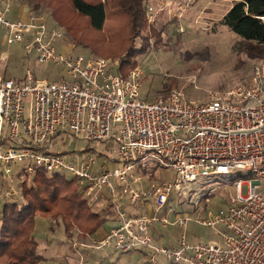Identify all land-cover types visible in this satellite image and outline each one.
Instances as JSON below:
<instances>
[{"label": "built area", "instance_id": "obj_1", "mask_svg": "<svg viewBox=\"0 0 264 264\" xmlns=\"http://www.w3.org/2000/svg\"><path fill=\"white\" fill-rule=\"evenodd\" d=\"M189 5L179 4L180 12ZM5 11L0 5V41L32 53L38 64L54 65L59 75L38 78L27 67L22 78L6 77L7 52L0 51L4 199L16 198L20 176L31 181L39 170L47 178H76L92 211L101 217L111 212L113 221L100 238L86 234L88 242L73 233L68 242L77 264H86L81 249L137 250L142 264H264V60L252 64L246 83L210 91L206 101L175 89L146 100L140 97L139 66L122 74L117 60L75 53L48 16L31 12L10 19ZM160 11L146 4L148 24ZM66 135L104 144V152L93 146L56 150ZM149 162L170 170L171 179L144 183L135 172L146 171ZM228 181L225 205L207 207L216 184ZM120 196L151 211L131 212ZM102 197L100 209L95 204ZM184 203L188 207L175 205ZM189 222L216 239L187 233ZM152 224L181 231L174 243L162 244Z\"/></svg>", "mask_w": 264, "mask_h": 264}, {"label": "rangeland", "instance_id": "obj_2", "mask_svg": "<svg viewBox=\"0 0 264 264\" xmlns=\"http://www.w3.org/2000/svg\"><path fill=\"white\" fill-rule=\"evenodd\" d=\"M9 1H14L19 6L31 5L30 0ZM234 2V0H192V4L178 19L170 15L166 20V16H162V11H160L159 16L161 17L159 19L156 17L153 22L154 34L146 28L141 31L140 37L136 39L135 44L137 46L140 39L146 36L148 49L139 54L136 57L135 65L129 68L139 66L142 71L141 98L153 100L158 97H166L170 90L175 89L186 98L206 101L210 98V91L225 90L247 82L251 74L252 64L264 60V43L240 38L219 23V19ZM50 13V8L41 5L33 14H43L52 21ZM179 27L182 28L181 31L178 29ZM156 30L160 31V36L155 42ZM65 40L70 47L71 44L74 46L73 51L75 53L87 57L99 56L119 61L117 57L97 55L90 48L76 44L66 33ZM0 51L7 52V63L4 70L6 77L22 78L25 69L30 67L35 77L48 78L49 80L58 78L59 70L54 65L36 63L32 53H23L17 45L6 46L0 41ZM92 146L96 149L105 147L99 142L90 143L66 135L59 144H56L55 149L71 151L83 148V152H85L86 148L89 149ZM107 165L111 167L109 166L110 163ZM135 173H139L146 183L169 180L172 176L170 170L153 162L146 163V171L137 168ZM28 182L31 183L32 180ZM231 186V181L216 184V189L211 193L207 207L214 210L224 206ZM242 191H245V186H243ZM175 205L188 207L186 203ZM90 210H92L91 207ZM105 226L107 227V224ZM156 229L161 230L163 234L168 232L169 235H177L181 231L177 226L161 228L157 225ZM186 231L187 233H195L200 237H206L207 234H210L215 238L210 230L192 222L187 224ZM74 232H72V236L67 237L61 222L55 224L50 217H36L34 233L38 241V252L48 258L46 264H76V258L68 254L69 243L67 241L73 237ZM76 234V239L89 241L86 234L79 231ZM51 242L59 245L61 249L59 255L62 256L60 260L52 254L49 245H45V243ZM136 257V250L119 253L107 249L101 250L98 255L93 252L86 254V264H96L97 259L101 260V264H139L141 260H137ZM158 261L161 264H167L160 259Z\"/></svg>", "mask_w": 264, "mask_h": 264}, {"label": "trees", "instance_id": "obj_3", "mask_svg": "<svg viewBox=\"0 0 264 264\" xmlns=\"http://www.w3.org/2000/svg\"><path fill=\"white\" fill-rule=\"evenodd\" d=\"M234 1L219 23L240 38L264 43V0ZM146 2L30 0L28 7L31 12L41 5L50 8L52 22L76 44L90 48L97 55L119 58L116 71L125 74L135 65L136 57L148 49L146 36L135 44L141 31L146 28L153 34L155 31L153 23L147 22ZM159 32H155V42ZM6 186L0 175V264H46L48 258L38 252L34 235L37 216L50 217L55 224L61 222L67 237L74 231L90 235L104 221L90 210L77 179L67 174L47 178L39 170L31 183L22 175L14 182L18 195L9 200L4 199ZM71 250L68 249L70 255Z\"/></svg>", "mask_w": 264, "mask_h": 264}, {"label": "crops", "instance_id": "obj_4", "mask_svg": "<svg viewBox=\"0 0 264 264\" xmlns=\"http://www.w3.org/2000/svg\"><path fill=\"white\" fill-rule=\"evenodd\" d=\"M185 2H188L190 3V5L192 4V0H147L146 4L147 5H151L153 6L154 9L158 10L159 8H161L162 12H161V15L163 16H166V20L168 17H170V15H172L173 17H176V15L178 13H181V16L179 18H181L183 16V14L185 13V11L187 10V7L189 6H186L183 10H179V4H184ZM0 5L4 8H6V11H5V14L7 15L8 18L10 19H26L28 17V15L31 13V11L29 10V5H22V6H19V5H16L14 3V1H9V0H0ZM181 9V8H180ZM226 12V11H225ZM160 13L158 14L157 18L159 19L161 16H159ZM178 19V17H176ZM104 146V144H102ZM104 148L105 147H100L98 148V150L100 151V155L103 154L104 152ZM103 159V158H102ZM110 163L111 165L109 166H112L114 165L113 163L111 162H107V164ZM106 164V165H107ZM108 166V165H107ZM145 183V182H144ZM104 198H99L97 201H96V206L97 208H102V204L105 202V200H103ZM119 200L122 201L124 204H126L130 211L131 212H134V213H143V212H150L151 209L144 203L142 202H138L134 207L133 205H129L127 200H125V198L123 196H120L119 197ZM148 208H147V207ZM104 217H102L104 219L102 225H100L94 233L90 234L93 238H100L102 237L106 231L108 230V228L112 225L113 221H112V213L111 212H108L106 211L104 213ZM107 224V227L105 226ZM158 224H152L151 225V229L152 231L154 232V234L156 235V237L158 238L159 242L162 243V244H171V243H174L175 241V237H176V234H173V235H169V233L167 232L166 234L163 232H161V230H157L156 229V226ZM160 226V225H159ZM161 228H167V227H162L160 226ZM35 235V233H34ZM68 240V239H67ZM46 246L49 245V247L51 248L52 250V254L56 255V258L57 259H61L62 256L59 255V253L61 254V249L59 248V245L55 244V243H45ZM45 249V248H44ZM69 249V248H68ZM82 252H83V258H84V261H87L86 260V254L90 253V252H93L95 253V255H98L100 253V251H91V250H85V249H81ZM70 251V250H69ZM137 251V250H136ZM70 254V252L68 253ZM71 255L73 258H76L75 259V263L77 264V260L78 258L74 255L73 251L71 250ZM142 254L137 251V257L136 259L137 260H141V262L139 264H142ZM99 257V256H98ZM139 257V258H138ZM101 260L100 259H97V261L95 262L96 264H101L100 263ZM69 263V261H68ZM165 263V262H163ZM161 264V263H160ZM168 264V263H167Z\"/></svg>", "mask_w": 264, "mask_h": 264}]
</instances>
